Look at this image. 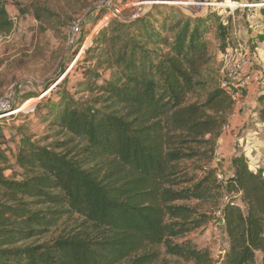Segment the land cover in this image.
Masks as SVG:
<instances>
[{
  "label": "trees",
  "instance_id": "trees-1",
  "mask_svg": "<svg viewBox=\"0 0 264 264\" xmlns=\"http://www.w3.org/2000/svg\"><path fill=\"white\" fill-rule=\"evenodd\" d=\"M162 9L103 23L72 92L61 90L68 74L54 86L47 135L22 137L11 166L0 154V264H214L185 239L217 212L223 264H257V255L264 264V169L251 171L239 154L217 178L233 101L208 36L219 56L230 21ZM27 15L55 26L52 9L0 0V37ZM255 16L264 30V9ZM33 97L18 90L13 108ZM256 104L264 123V93Z\"/></svg>",
  "mask_w": 264,
  "mask_h": 264
},
{
  "label": "rangeland",
  "instance_id": "rangeland-1",
  "mask_svg": "<svg viewBox=\"0 0 264 264\" xmlns=\"http://www.w3.org/2000/svg\"><path fill=\"white\" fill-rule=\"evenodd\" d=\"M20 2L24 5L36 2L37 6L52 9L57 15L55 26L49 30L40 26L31 15L15 18L10 34L0 37V95L6 91L4 94L7 97V101L2 103L0 109L6 107L8 103L14 105V98L11 97L16 95L18 90L30 93L34 97L26 102L25 107L22 105L19 109L11 108L12 110H24L41 101L35 110H30L24 115L17 113L10 117L0 116V131L7 136L4 140L0 139V154L8 158L9 166L13 163V157L22 137L36 140L47 135L48 123L56 105L58 93L62 89L72 92V87L80 81V69L86 49L92 46L96 31L106 21L118 17H129L134 20L149 13L155 6L162 7L164 12L172 8L177 9L180 14L192 18L215 15L222 21H230L228 46L239 45L244 52L252 54L257 64L264 60V30L259 28L254 31L250 28L247 18L249 13L244 8L245 5H264L262 1L20 0ZM261 9H264V6L252 9L255 10L254 15ZM11 10L14 16L15 10L13 8ZM102 13L104 17L97 23ZM73 22L77 24L78 32L74 43L68 45L64 35L66 36V29ZM95 24L96 27L93 28ZM81 39L84 41L82 44H80ZM208 39L210 53L217 61L218 53L221 51L219 42L214 39L213 34H210ZM217 66L220 69L219 62ZM67 74V83L61 90L53 89ZM19 95L22 96V94ZM242 127L221 135L220 139L224 136L233 138L231 142L233 151L238 147L241 148V155L246 158L251 171L257 168L264 169L263 127L258 126L257 116L249 118ZM218 168L220 173L228 176L229 170L223 161L218 163ZM6 174L9 175L10 172ZM234 198L237 199V197ZM185 240H190L200 249L208 250L214 264H223V257L229 245L224 222L219 212L215 214L213 220L189 234ZM162 258L167 259L160 256V259ZM256 260L259 264L260 255H257Z\"/></svg>",
  "mask_w": 264,
  "mask_h": 264
},
{
  "label": "built area",
  "instance_id": "built-area-1",
  "mask_svg": "<svg viewBox=\"0 0 264 264\" xmlns=\"http://www.w3.org/2000/svg\"><path fill=\"white\" fill-rule=\"evenodd\" d=\"M264 3V0H262ZM262 7V6H260ZM245 9L248 11V21L250 28L254 31L259 30L260 25L257 23L256 16L252 12V9L258 8L257 5H245ZM78 32V26L76 23H71L66 29L67 44L71 45L75 41V36ZM218 62L220 64L219 70V85L220 88L230 95L233 101V111L229 116V122L222 128V135L231 131V121L237 117L236 107L242 100H255L259 95L264 93V60L260 64L256 63V60L251 53L244 52L239 46H228L218 56ZM259 67V69H256ZM15 95H12V99ZM6 95L0 99V106L5 102ZM14 100V99H13ZM24 105V104H23ZM13 108L10 103L6 107L0 109V116H7ZM11 109V110H10ZM10 110V111H9ZM10 117V116H8ZM215 160L219 161V156L215 153ZM217 178L223 180L224 175L218 173Z\"/></svg>",
  "mask_w": 264,
  "mask_h": 264
},
{
  "label": "crops",
  "instance_id": "crops-1",
  "mask_svg": "<svg viewBox=\"0 0 264 264\" xmlns=\"http://www.w3.org/2000/svg\"><path fill=\"white\" fill-rule=\"evenodd\" d=\"M256 106V101L253 99L248 101L242 100L241 102H239L236 107L237 117L233 121H231V131H235L236 128L242 129V126L249 120V118L252 119L256 117ZM258 126L260 128L263 127L262 131L264 132V123H260L258 121ZM232 140L233 138L231 136H224L218 141L217 154L219 156V160L223 161L225 166L229 164L230 160L234 156L242 153L240 147L233 151L231 147V142H233Z\"/></svg>",
  "mask_w": 264,
  "mask_h": 264
},
{
  "label": "bare ground",
  "instance_id": "bare-ground-1",
  "mask_svg": "<svg viewBox=\"0 0 264 264\" xmlns=\"http://www.w3.org/2000/svg\"><path fill=\"white\" fill-rule=\"evenodd\" d=\"M264 6V5H261ZM257 7H260V5H258ZM26 102L24 103L23 107H25ZM23 107L21 109H23ZM19 112V110H15V111H11L10 113L7 114V116H12L15 115ZM6 117V116H5Z\"/></svg>",
  "mask_w": 264,
  "mask_h": 264
},
{
  "label": "water",
  "instance_id": "water-1",
  "mask_svg": "<svg viewBox=\"0 0 264 264\" xmlns=\"http://www.w3.org/2000/svg\"><path fill=\"white\" fill-rule=\"evenodd\" d=\"M45 91V90H44Z\"/></svg>",
  "mask_w": 264,
  "mask_h": 264
}]
</instances>
